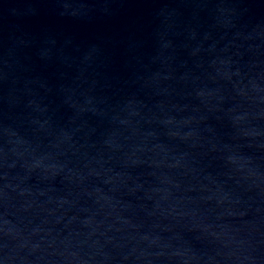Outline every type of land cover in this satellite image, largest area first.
Masks as SVG:
<instances>
[{
    "label": "water",
    "instance_id": "95a60500",
    "mask_svg": "<svg viewBox=\"0 0 264 264\" xmlns=\"http://www.w3.org/2000/svg\"><path fill=\"white\" fill-rule=\"evenodd\" d=\"M0 264H264V0H0Z\"/></svg>",
    "mask_w": 264,
    "mask_h": 264
}]
</instances>
